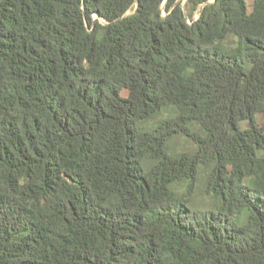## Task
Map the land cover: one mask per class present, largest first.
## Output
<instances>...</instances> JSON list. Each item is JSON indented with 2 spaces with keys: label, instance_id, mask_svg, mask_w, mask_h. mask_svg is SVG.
Returning a JSON list of instances; mask_svg holds the SVG:
<instances>
[{
  "label": "trees",
  "instance_id": "obj_1",
  "mask_svg": "<svg viewBox=\"0 0 264 264\" xmlns=\"http://www.w3.org/2000/svg\"><path fill=\"white\" fill-rule=\"evenodd\" d=\"M0 264H264V0H0Z\"/></svg>",
  "mask_w": 264,
  "mask_h": 264
},
{
  "label": "rangeland",
  "instance_id": "obj_2",
  "mask_svg": "<svg viewBox=\"0 0 264 264\" xmlns=\"http://www.w3.org/2000/svg\"><path fill=\"white\" fill-rule=\"evenodd\" d=\"M249 3L251 4V0H249ZM196 18L198 17V15L196 14L195 16ZM261 119V117H260ZM245 126H247V123L244 124ZM186 142L185 140L183 139H178L174 142V144H176V146L180 147V146H183L184 144L187 145V146H190V144ZM185 149H188L187 147H184ZM189 150V149H188ZM201 171V170H200ZM202 175H201V172L199 174V177H198V181H197V187H196V191L194 193V196L191 198V201L189 203V206L192 208V209H199V210H205L207 208H212V201L209 199L207 200L206 198H203L201 197L200 198V192L202 191Z\"/></svg>",
  "mask_w": 264,
  "mask_h": 264
}]
</instances>
